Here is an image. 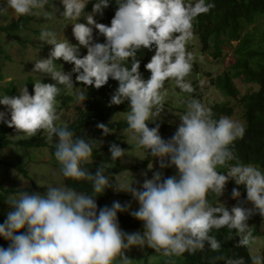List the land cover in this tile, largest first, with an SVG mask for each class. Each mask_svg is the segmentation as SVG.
Wrapping results in <instances>:
<instances>
[{
	"label": "clouds",
	"instance_id": "1",
	"mask_svg": "<svg viewBox=\"0 0 264 264\" xmlns=\"http://www.w3.org/2000/svg\"><path fill=\"white\" fill-rule=\"evenodd\" d=\"M60 3L63 6L60 17L70 21L73 36L79 46L86 48V54L79 55L84 48L79 51L77 44L64 36L58 38L51 28H41L39 40L52 47L47 58L34 60L32 72L47 74L54 83L37 79L29 94L26 81L18 95L15 90L12 96L0 95V105L7 107L10 117L5 119V112L0 111V121L29 136L44 130L50 141L55 138L53 155L60 174L90 182L92 193L63 183H50L44 193L23 190L9 195L5 201L10 210L0 223V237L9 244L0 247V264H133L126 251L145 245L155 251L158 260L160 256L165 258V264H185V255H199L205 245L218 252L221 242L211 233L222 226L236 230L241 236L240 245H250L255 237L246 221L254 210L264 216V168L241 162L235 154L233 143L243 137L245 125L226 115L217 118L211 107L193 95L182 99L185 110L170 139L161 137L158 124L151 128L146 124L158 118L164 108L166 80L173 81L182 93L194 92L192 83L185 79L195 60L187 43L194 35L195 18L207 13L214 3L211 0H115L118 7L110 25L93 19V13L101 12L109 0H95L91 13L84 12L89 0H60ZM8 9L17 17L40 10L51 18L57 11L52 0H5L0 13ZM81 16L86 23L79 21ZM93 25L105 37L103 43L93 42ZM141 47L155 49L144 65L150 72L147 79L139 71L136 54ZM57 58L68 62L67 69L71 66V70L62 71L61 65L57 68L54 63ZM72 73H76V81L96 88L109 77L117 80L110 102H129L127 131L135 146L142 148L145 156H151L144 159L146 164L159 158L160 168L175 166L177 174L162 179V172L154 171L139 189L132 187L133 179L116 184L110 178L124 171L128 163L121 159L127 150L115 143L109 146L111 159L102 155V159L96 160L101 165L94 173L90 171L85 165L92 162L94 147L102 143L76 136L66 123H56L59 119L56 98L61 86L75 88ZM85 99V88L75 92L77 102ZM97 127L108 132L102 123ZM107 138L101 141L106 142ZM230 161L236 163L224 174L217 171V165ZM106 166H109L107 170ZM232 179L236 185L245 186L251 209L235 206L231 196L236 200L240 193L232 187ZM107 190L111 191V197L113 190L130 192L139 205L130 215L143 225L132 222L125 232L120 228L117 213L127 211L128 204L113 201L110 207L98 210L95 196L102 193L100 198ZM209 193L216 196L214 204L208 199ZM259 248L260 245L250 255V264H264ZM217 261L246 264L242 256L224 254L213 255L209 264Z\"/></svg>",
	"mask_w": 264,
	"mask_h": 264
},
{
	"label": "trees",
	"instance_id": "2",
	"mask_svg": "<svg viewBox=\"0 0 264 264\" xmlns=\"http://www.w3.org/2000/svg\"><path fill=\"white\" fill-rule=\"evenodd\" d=\"M95 0H89L86 4L84 12H92V4ZM214 7L207 13L198 14L193 21L194 35L203 51H210V54L215 59L226 58L228 65L225 70L214 77L207 73L208 83L210 87H214L220 91L225 98L234 100L233 104L228 102L219 104L215 103L211 106L214 115L218 118L221 115L233 116L236 115V110H241L240 118L245 122V132L242 138L234 141L233 148L239 160L244 163H253L264 168V0H211ZM118 5L115 0H109L107 6L102 7L101 12L93 13V18L97 23L110 25L111 18ZM31 15L19 16L14 20V24L8 27H22L26 25ZM6 28H0V31ZM94 31L98 32L93 25ZM1 33V32H0ZM99 33V32H98ZM105 37L102 36L95 42L103 43ZM154 48L148 49L141 47L137 50V59L140 60L139 71H149L144 65L150 60L154 54ZM86 48L79 55L86 54ZM4 52V48L0 46V54ZM130 66V64L128 65ZM73 67V65H72ZM76 73H72L73 86L86 89V99L81 102V108H76V116L72 122H66L67 126L74 132L76 136H81L85 139L101 141L106 139L109 130L116 129L122 124L118 122H110L109 120L116 114L125 110L126 104H113L111 100V91L118 84V81L109 77L108 81L99 88L92 85H84L83 82L75 80ZM235 80L242 85H248V90L241 94L239 88L235 84ZM46 82V81H43ZM33 79L29 78L26 83L29 94L33 92ZM5 94L14 95V86L11 83L5 89ZM73 98L70 93H64L63 96L58 95L57 114L60 116L63 111L71 107ZM80 103V102H79ZM10 118L5 112V119ZM107 126V133L103 129L98 128V124ZM43 130L39 131L37 136H27L24 138L23 132H18L14 126H9L5 123L2 132L0 131V151L10 149L13 157L23 155L24 152L48 148L51 155V161L57 169V175L61 176L63 182L71 187L77 188L78 191L92 193L90 182L86 180H74L63 177L59 172V164L55 160L52 146L47 133L42 134ZM17 135V138H13ZM100 147H94L92 153V162L85 165L95 172L96 168L101 165L96 162L100 154L104 155ZM29 159H32L30 156ZM106 160V159H105ZM236 161L227 162L222 166L223 174ZM146 161L140 164L139 167H144ZM109 166H106L108 169ZM117 167H121L117 165ZM113 168V167H111ZM9 169H13L16 173L11 174L13 183L6 186L5 181ZM112 172H110L111 174ZM107 174V172L105 173ZM28 177L27 171L23 164L16 166L13 162L6 163L0 159V223H3L5 199L15 192L26 190L32 192L33 183L19 187L18 181L23 177ZM15 181H17L15 183ZM233 188L238 189L240 195L236 198V205L252 208V204L247 200L246 188L243 184H232ZM111 197V191L107 190L97 203V209L103 206H111L108 199ZM208 199L214 204L216 196L214 193L208 194ZM117 219L120 228L125 232L129 229L131 223L143 225V222L130 215V212H118ZM249 230L252 231L255 239L262 238L264 243V217L258 211H252L247 221ZM21 232L24 229L20 230ZM221 242V248L218 252H212L207 249L200 252L199 255H185V264H209V259L213 255L224 254L226 256H242L246 264H250V245L243 246L239 244L241 236L235 229H228L222 226L220 229H213L212 233ZM254 239V240H255ZM9 241L0 237V247H7ZM251 244V243H250ZM264 259V254L262 256ZM217 264H223V261H217Z\"/></svg>",
	"mask_w": 264,
	"mask_h": 264
},
{
	"label": "rangeland",
	"instance_id": "3",
	"mask_svg": "<svg viewBox=\"0 0 264 264\" xmlns=\"http://www.w3.org/2000/svg\"><path fill=\"white\" fill-rule=\"evenodd\" d=\"M5 0H0V6L4 5ZM52 5L57 9L55 16L47 18L43 15V12L40 10H34L35 14L31 17L26 25L18 27H8L10 24H14V20H17V15L11 10L8 9L6 12L0 13V28L4 27L5 30L0 31V46L4 48V52L0 54V95H5L4 89L9 86L11 83L14 84V90L16 94H19V90L23 87L25 82L31 78L35 82L37 79L48 80L50 83H54L50 76L47 74H41L38 72H32L34 60L37 58H47L49 55V50L52 47L49 44H46L39 40V32L41 28L48 27L54 30L57 33L58 38H66L69 42L78 45V41L75 40L72 33V25L70 21L65 20L63 17H60V12L63 11V6L60 3V0H52ZM48 8V5L45 6ZM94 17V16H93ZM94 19V18H93ZM79 21L86 23L83 16L79 18ZM68 23V24H67ZM65 25V26H64ZM93 42L100 39L103 34L97 33L93 29ZM64 36V37H63ZM79 51H81L84 46H79ZM188 50L192 51L195 57L193 62L192 71L185 77L186 80L192 83L194 92L191 94L182 93L178 88L175 87L174 82L171 80L165 81V88L167 89V94L165 97L164 108H162L158 118L155 120L146 121V124L151 128L159 125V133L161 137L165 140L171 138L174 134L177 126L180 123V116L185 110V105L181 102L182 99L187 95H193L198 98L202 103L211 107L215 103H225L228 102L233 104L234 100L225 98L223 94L215 89L210 87L208 83V77L206 74H211L210 77H214L225 70V66L228 65L227 57L215 59L211 56L210 51L201 50L200 44L195 36L187 43ZM56 67H62V71L69 72L71 66L67 69L66 61H63L62 58H57L54 62ZM141 75L144 79H147L150 75L149 71H142ZM197 77H200L197 80ZM236 86L239 88L241 94H244L249 86L242 85L240 82L235 80ZM118 84L112 89L111 96L113 95ZM62 91L59 95L63 96L64 93H70L73 98L71 107L63 111L59 116V119L56 121L57 125L61 124L64 121L72 122L76 116V106L81 108V102L75 100V92L80 91L81 88L75 87L73 89H64L61 86ZM175 89V91L173 90ZM122 103L126 104L125 110L114 115L110 122L116 121L122 124L115 131L109 130L108 140L106 142L100 141L101 151L105 154L107 159H111L109 152V146L112 143L118 144L121 148L127 150V155L122 157L123 162H127L126 168L124 171L115 174L110 180L116 184L119 183H128L133 179L132 187L139 189L143 183L144 179H149L152 177L154 171L162 172V179L176 175L177 170L175 166H167L160 168L159 158L152 157L155 160L148 162L145 167H133L134 165L145 162V158L150 155H144V150L142 148H137L134 141L131 140L130 133L127 131V122L126 115L129 108V102L127 100ZM58 104V101H57ZM0 111H7L5 105H0ZM236 115L230 116L234 120H238L245 125V122L240 118L241 110L237 108ZM5 123L0 121V131L2 132ZM46 131H42V134H46ZM39 131L37 132V136ZM26 138V133L22 135ZM13 138H17V135H13ZM55 138L51 140L52 146H54ZM98 144V141H96ZM48 148L32 150L24 152L23 155L18 157H13L10 153V149L6 151H0V159H3L6 163L13 162L14 164L20 165L23 164L27 175L30 177H23L18 181L19 187L34 184L32 192L44 193L46 190V185L50 183H63L61 176L57 175V169L51 161V155L48 151ZM32 159H29V157ZM102 159V155L99 156ZM151 157V156H150ZM105 158V157H103ZM167 162V158H165ZM217 171L223 172L221 165H217ZM16 173L15 170L9 169L6 177L5 185L8 186L13 183L11 179V174ZM233 180V179H232ZM17 181H15L16 183ZM235 183L233 180L232 183ZM111 189V187H110ZM232 190V189H231ZM105 191V190H104ZM103 191V192H104ZM17 193V192H15ZM14 193V194H15ZM102 194V193H101ZM95 196L96 202L99 200V196ZM235 202V198L231 196ZM110 202L119 201L122 205L128 204L129 208L127 212L134 211L138 209V202L132 197L130 192L126 191H115L113 190V196L109 199ZM219 202L223 204L222 200L219 199ZM4 215L3 221L6 219L7 212L10 210V205L6 202L3 206ZM264 217V216H263ZM264 229V224H263ZM135 232V231H132ZM128 231V233H132ZM260 245L259 254L262 258L264 254V243L262 238L255 239L250 244L251 254L255 253L257 246ZM155 251L145 245L143 248L133 246L126 251V255L133 260V264H165V258L161 257L158 260V257L154 256ZM175 264V263H174Z\"/></svg>",
	"mask_w": 264,
	"mask_h": 264
}]
</instances>
